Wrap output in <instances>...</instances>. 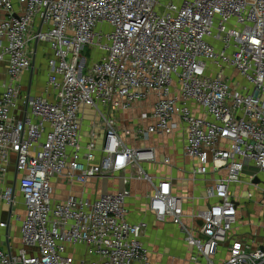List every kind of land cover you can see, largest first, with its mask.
<instances>
[{"label":"built area","instance_id":"2783aa9c","mask_svg":"<svg viewBox=\"0 0 264 264\" xmlns=\"http://www.w3.org/2000/svg\"><path fill=\"white\" fill-rule=\"evenodd\" d=\"M0 12L8 75L0 213L9 207L0 228L18 219L21 236L16 251L0 246V264H156L142 240L147 222L129 220L132 176L120 174L132 167L153 187L149 211L177 225L195 249L192 264H264L263 246L231 237L241 210L231 188L245 182L246 168L254 170L247 183L264 196V181L254 182L264 174V0H0ZM40 44L49 48L43 91L23 93ZM87 46L102 55L88 63ZM151 96L150 112L119 126L118 113ZM180 128L183 154L195 160L190 174L210 180L205 196L214 200L191 215L168 179L144 171L157 161L155 148L126 142ZM114 175L124 184L117 192L55 196L54 180ZM18 194L24 218L15 211ZM253 197L251 190L245 200Z\"/></svg>","mask_w":264,"mask_h":264},{"label":"crops","instance_id":"0c3cea01","mask_svg":"<svg viewBox=\"0 0 264 264\" xmlns=\"http://www.w3.org/2000/svg\"><path fill=\"white\" fill-rule=\"evenodd\" d=\"M5 17V12H0V20ZM49 51V48L47 45H41L39 48H37L36 56L34 58V69L30 70L29 72H26L23 75V81H22V92L23 93H30L31 95H37L43 91L45 81H46V59H47V53ZM38 57L41 59V63L36 66V62ZM36 72L38 77V87L37 90L33 91V76ZM8 80L7 75V61L3 60L0 61V96L3 91V85ZM155 101V97L151 96L150 99L147 101L138 103L130 110H127L125 112H120L117 114V119L120 127L125 126H131L134 124V122L138 121L139 115L142 112H150L153 103ZM199 111V110H198ZM22 112V109H18L15 111L16 115L20 116ZM200 112V111H199ZM91 113V111H89ZM140 113V114H139ZM201 113V112H200ZM137 114H139L137 116ZM151 121V120H150ZM88 122L86 121V124ZM148 121H145L144 124H147ZM86 126L84 131L86 132ZM175 143L178 146L177 155H166L164 154L166 151H158L157 148H155L157 161L155 162L157 165L158 163L162 166H154L153 163H143L142 167L144 171H146L149 175L154 177V181L158 182L161 179H168L171 182L172 190L174 193H176L179 196H182L185 198V213L187 215H191L199 210L205 209L209 206L211 202H213V199H207L206 198V187L210 183V180H207L206 178L198 177L196 179H193L191 176V170L193 169L195 160L193 158L186 157L183 154V142H184V131L182 128L177 130L175 132ZM153 136V135H151ZM159 136V135H158ZM169 136V135H166ZM126 142L131 146H142L143 141H135L133 139H127ZM171 152V151H170ZM169 158V163H164V159ZM99 159V158H98ZM149 169V171L147 170ZM137 169L132 167L128 168L126 171H123L120 175L123 176H132L130 179L127 187L129 189L130 195L127 199V208L129 210V220L131 222H139V221H145L148 224V227L146 231L143 234L142 240L147 246L150 257L152 261L156 264H192L189 261V257L195 253V249L191 246H189L183 238V234L180 230V228L173 224L169 219L166 222H158L154 215L149 211L148 205H149V195L151 193H147L145 195L142 194V185L139 181L136 180H143L138 179L136 176H138V173L136 171ZM150 172V173H149ZM245 175L243 176V179L245 180V183H241L245 185L247 191L241 195L240 189L238 185L232 186V194L237 198V200L240 201V199L244 200V198L247 196V193L249 191H253L254 197L250 200L246 199L244 202H241V209L242 205L248 204L249 210H251L254 213V217L251 216L248 218L249 222L245 223L243 228L240 229V232H236L234 229L236 226L240 225V222L244 220L243 217L240 216L239 210V218L237 221V225L234 227L233 231L231 232V237L234 238H250L251 242H253L255 245L263 246L264 247V228L262 229L260 223L262 221L261 216L264 212V196L259 193L257 189L249 185L247 182L249 181V174L253 173V168H246L245 169ZM223 174V172L217 173ZM15 173L13 169L8 174V182H12L15 179ZM215 176V175H214ZM117 177L119 179V182L117 180L111 181V178ZM213 177V176H212ZM98 179H102V193H107L106 190L110 189L113 192H117L119 190H122L124 187L122 179L114 175L113 177L108 178H93V182H98ZM132 180H135V182H132ZM260 180L264 181V174L259 175V182ZM145 181V180H143ZM54 183H59L57 180L53 181ZM113 182V183H112ZM78 183V184H75ZM87 183H79L77 181H73L71 183V186L78 185L81 186L80 190H77L76 192H72L70 194H76L85 198L89 199H96L97 197H89L85 194V188L87 186ZM63 184V183H62ZM74 185V186H75ZM58 194H55L56 198L60 200H64L68 195H64L63 192ZM20 197L19 205L24 211L23 218L25 216V207L22 202L21 196ZM18 206V205H17ZM20 214V213H19ZM9 216V207L4 205L2 208V211L0 213V220H8ZM21 216V215H20ZM185 222L187 225L193 226L194 228H197L199 224H201L200 221H197L195 219H191L186 217ZM15 223L14 226H11ZM12 229V230H11ZM18 229L19 232V244H15L12 242V239L10 237L13 230ZM149 233H152V236L156 241L154 242V245L149 244L146 241L147 235ZM157 244V245H155ZM0 246H4V248H10L12 251H16L21 246V236H20V220L12 218L8 224L7 228H0ZM227 246V244H225ZM225 247L220 249V252H224Z\"/></svg>","mask_w":264,"mask_h":264},{"label":"rangeland","instance_id":"374dc122","mask_svg":"<svg viewBox=\"0 0 264 264\" xmlns=\"http://www.w3.org/2000/svg\"><path fill=\"white\" fill-rule=\"evenodd\" d=\"M101 55H102V53L100 51L94 50V48H92L90 46L85 47V49L82 52V56L86 58L88 63H90V62H92L94 60H97ZM40 59L41 58L38 57L37 62H36V66H38L41 63ZM33 84H34V87H33L32 92L37 90V87L39 85L38 77H37L36 72L34 73V76H33ZM139 114H137V116ZM175 135H176L175 132L172 133L169 136L153 135V136L149 137L148 139L144 140L143 144H144V146L155 147V148L158 149V151L165 150L166 152L164 154H166V155H168V154L170 155L171 154L173 156H176L177 155L176 151L178 150V146L175 143ZM153 165L154 166H159V167L162 166L163 167V165H160L159 163H158V165L156 163H154ZM147 170L149 171L148 168H147ZM136 171L138 173V170H136ZM113 179L117 180V182H119V179L117 177L111 178L110 180L113 181ZM136 181H139L141 183V185H142V194L143 195H145L147 193H151V191L153 190V187L151 186V184L149 182L143 181V180H136ZM132 182H135V180H132L131 183ZM242 183H245V182H242ZM75 184H78V183H75ZM74 185L71 186L70 183H63L62 184V182L53 183V186H54V189H55V193L58 194L57 196H59L61 192H63L64 195H68V194H70L72 192H76L77 190H80L81 186H78V185L74 186ZM239 189H240L241 195H243L247 191L245 185H243V184H240ZM102 190H103L102 189V179H98V182H93L92 179H90L88 181V183H87L86 188H85V194L87 196H89V197H97L100 194H102V192H103ZM106 192L111 193L113 191L108 189V190H106ZM17 201L19 203V201H20V197L19 196H17ZM240 201L244 202L245 198H244V200L240 199ZM248 208H249L248 204L242 205V209L240 211V216L243 217L244 220H242L240 222L239 226L235 227L234 230L236 232H240V229L243 228L242 225H244L245 223L249 222L248 218L250 216L252 218L254 217V213L251 210H249ZM15 211L17 213H20L21 218H23L24 211L22 210V208L20 207L19 204L15 208ZM261 219H262V221H261L260 225H261V227L263 229L264 228V212L262 213ZM14 225H15V223L13 225H11V226H14ZM10 237L12 239V242H14L15 244H19L20 243L18 229L13 230L11 235H10ZM146 241L149 244H151V245L153 244L154 245V242L156 241V239H154V237L152 236V233L151 234L149 233V235H147V237H146ZM155 245H157V244H155Z\"/></svg>","mask_w":264,"mask_h":264},{"label":"water","instance_id":"95a60500","mask_svg":"<svg viewBox=\"0 0 264 264\" xmlns=\"http://www.w3.org/2000/svg\"><path fill=\"white\" fill-rule=\"evenodd\" d=\"M254 182H255V183L259 182V179H258V178H255V179H254Z\"/></svg>","mask_w":264,"mask_h":264}]
</instances>
